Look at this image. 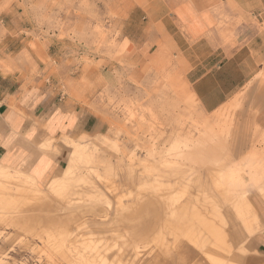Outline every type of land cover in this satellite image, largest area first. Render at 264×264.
<instances>
[{"label":"rangeland","instance_id":"obj_1","mask_svg":"<svg viewBox=\"0 0 264 264\" xmlns=\"http://www.w3.org/2000/svg\"><path fill=\"white\" fill-rule=\"evenodd\" d=\"M141 2L0 0L13 59L98 122L45 179L0 165V264H264V70L205 111Z\"/></svg>","mask_w":264,"mask_h":264},{"label":"crops","instance_id":"obj_2","mask_svg":"<svg viewBox=\"0 0 264 264\" xmlns=\"http://www.w3.org/2000/svg\"><path fill=\"white\" fill-rule=\"evenodd\" d=\"M139 7L147 24L156 22L160 36L171 38L205 111L218 108L264 70V0H142ZM1 14L0 165L45 179L65 161L69 149L63 139L93 131L98 122L85 104L13 59L18 48L9 43L22 42V29L14 16L5 20L7 12ZM235 21L233 45L222 39L227 35L222 31ZM254 98L264 118V90Z\"/></svg>","mask_w":264,"mask_h":264}]
</instances>
